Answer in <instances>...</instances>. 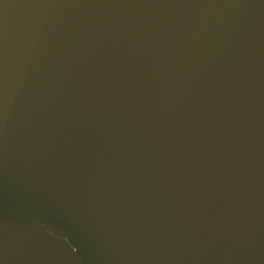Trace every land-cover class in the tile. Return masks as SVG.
<instances>
[{"label": "water", "instance_id": "1", "mask_svg": "<svg viewBox=\"0 0 264 264\" xmlns=\"http://www.w3.org/2000/svg\"><path fill=\"white\" fill-rule=\"evenodd\" d=\"M0 264H264V0H0Z\"/></svg>", "mask_w": 264, "mask_h": 264}]
</instances>
